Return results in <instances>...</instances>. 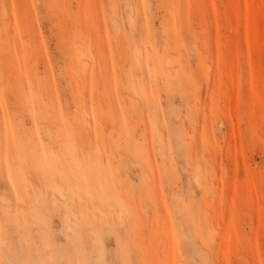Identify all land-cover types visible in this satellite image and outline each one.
<instances>
[{
	"label": "rangeland",
	"instance_id": "374dc122",
	"mask_svg": "<svg viewBox=\"0 0 264 264\" xmlns=\"http://www.w3.org/2000/svg\"><path fill=\"white\" fill-rule=\"evenodd\" d=\"M0 264H264V0H0Z\"/></svg>",
	"mask_w": 264,
	"mask_h": 264
},
{
	"label": "bare ground",
	"instance_id": "6f19581e",
	"mask_svg": "<svg viewBox=\"0 0 264 264\" xmlns=\"http://www.w3.org/2000/svg\"><path fill=\"white\" fill-rule=\"evenodd\" d=\"M115 23H116V21H115ZM115 27H116V30H117L118 26H116V24H115ZM118 30H119V28H118ZM146 171H147V170H146ZM145 174H147V173H145ZM145 176H146V175H145ZM147 176H148V174H147ZM148 177H149V176H148ZM146 178H147V177H146ZM55 197H56V196H55ZM59 200H60V199H59ZM75 203H76V202H75ZM76 204H77V203H76ZM74 205H75V204H74ZM78 206H79V205H78ZM80 207H82V206H79V207H77V208L80 209ZM81 209H82V208H81ZM81 209H80V210H81ZM4 211H5V210H4ZM96 218H99V217L96 216ZM97 222L99 223L98 220H97ZM97 222H96V224H98Z\"/></svg>",
	"mask_w": 264,
	"mask_h": 264
}]
</instances>
